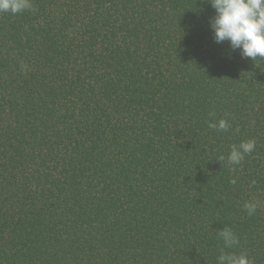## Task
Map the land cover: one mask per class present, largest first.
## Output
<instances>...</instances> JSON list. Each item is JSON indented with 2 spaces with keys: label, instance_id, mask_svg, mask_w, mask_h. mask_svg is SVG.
<instances>
[{
  "label": "trees",
  "instance_id": "trees-1",
  "mask_svg": "<svg viewBox=\"0 0 264 264\" xmlns=\"http://www.w3.org/2000/svg\"><path fill=\"white\" fill-rule=\"evenodd\" d=\"M32 3L0 13V264H217L224 228L264 264V58L210 0Z\"/></svg>",
  "mask_w": 264,
  "mask_h": 264
},
{
  "label": "clouds",
  "instance_id": "clouds-1",
  "mask_svg": "<svg viewBox=\"0 0 264 264\" xmlns=\"http://www.w3.org/2000/svg\"><path fill=\"white\" fill-rule=\"evenodd\" d=\"M215 9V16L210 19V26L214 33L216 43L228 41L233 50L239 49L241 56L256 60L264 58V0H210ZM32 0H0V13L15 15L25 10L33 9ZM215 116V113H210ZM210 128L217 131H226L230 124L227 119L210 121ZM256 141L249 139L242 141L238 146L232 145L228 154V161L232 165H239L245 155L255 150ZM224 157L221 156L220 160ZM230 183L236 184L235 178ZM256 182L253 180L252 184ZM258 200L246 201L244 209L248 215H254L258 206ZM223 241L224 248L221 249L217 258V264H253L246 253L236 254L226 252L225 248H232L240 243L237 235L229 228H224L218 233Z\"/></svg>",
  "mask_w": 264,
  "mask_h": 264
}]
</instances>
